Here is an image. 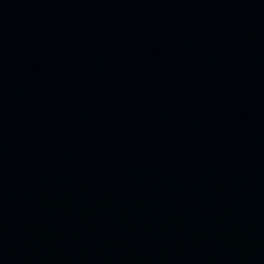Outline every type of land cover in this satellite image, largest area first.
Returning <instances> with one entry per match:
<instances>
[{
    "label": "water",
    "instance_id": "1",
    "mask_svg": "<svg viewBox=\"0 0 264 264\" xmlns=\"http://www.w3.org/2000/svg\"><path fill=\"white\" fill-rule=\"evenodd\" d=\"M0 264H264V0H0Z\"/></svg>",
    "mask_w": 264,
    "mask_h": 264
}]
</instances>
